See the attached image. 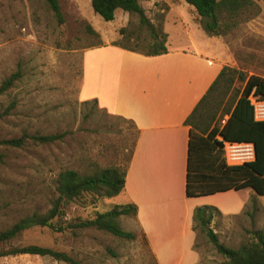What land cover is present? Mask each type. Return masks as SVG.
Masks as SVG:
<instances>
[{"label": "rangeland", "instance_id": "obj_1", "mask_svg": "<svg viewBox=\"0 0 264 264\" xmlns=\"http://www.w3.org/2000/svg\"><path fill=\"white\" fill-rule=\"evenodd\" d=\"M182 4L179 0H173ZM63 22L58 23L44 0H0V83L20 71L13 87L0 95V112L13 103L9 114L0 119V138L26 134H59L61 139L48 144L27 143L19 149L2 150L0 162V230L36 211L46 212L56 197L55 179L64 169L92 173L123 165L136 141L135 128L126 120L111 116L97 105L79 97L83 54L96 46L118 44L144 51L150 45L146 28L136 15L116 11L112 21L96 15L90 0H58ZM257 15L243 21L223 40L232 53L246 54L248 75L264 77V2L256 1ZM149 10L150 0L140 2ZM154 4L165 5L162 2ZM148 17L149 13L145 12ZM150 16L156 18V13ZM197 21V18H196ZM95 32V36L88 32ZM166 44V43H165ZM244 57V56H243ZM243 85L235 82V88ZM256 120H264V102L250 97ZM233 145V146H230ZM242 145V146H235ZM224 144L229 165L251 161L244 144ZM250 145V144H249ZM132 153V152H131ZM232 193L231 195H229ZM213 197L218 206L234 212H212L209 227L219 242L237 247L247 231L264 233V194L251 189ZM122 197L104 198L84 194L63 206L59 223L72 224L93 218L96 213L119 205ZM120 227L132 232L127 241L94 228L52 232L34 227L3 245H37L66 253L81 264H156L146 238L130 215L120 216ZM196 232V264H221L207 238ZM0 264H65L48 257L19 255L0 258Z\"/></svg>", "mask_w": 264, "mask_h": 264}, {"label": "trees", "instance_id": "obj_2", "mask_svg": "<svg viewBox=\"0 0 264 264\" xmlns=\"http://www.w3.org/2000/svg\"><path fill=\"white\" fill-rule=\"evenodd\" d=\"M197 15L201 30L208 37H225L239 23L249 20L259 12L256 1L264 0H184ZM58 23L63 22L58 0H44ZM92 11L103 21L109 22L120 10L136 15L150 39L149 47L140 51L123 45L111 44L145 56L166 53V34L160 23L153 24L140 6V0H90ZM95 36V32L88 28ZM99 47V46H96ZM17 70L0 83V95L13 87L19 79ZM235 82L241 88H235ZM250 97L264 102V77L247 76L245 73L224 66L207 91L184 120L188 127V147L185 173V196L188 198L211 196L229 191L251 189L257 195L264 194V120H256ZM89 101H84L88 103ZM91 103L96 104L95 100ZM13 103L0 112V119L7 116ZM132 124V122H130ZM133 125V124H132ZM135 128V126L133 125ZM136 140L138 130L135 128ZM59 134H26L18 137L0 138V162L2 150L19 149L27 143L48 144L61 139ZM133 145V149L135 147ZM252 144L253 159L238 165H229L224 157V144ZM133 149L131 152H133ZM123 165H114L92 173H79L73 169L60 171L55 179L56 197L49 209L40 214L36 211L20 218L7 228L0 230V258L19 255L48 257L65 264H81L66 253L37 245L10 246L1 248L34 227L47 228L52 232L66 229L94 228L123 240H133L132 232L124 231L118 222L120 216L135 217L136 207L132 204L115 205L110 210L96 213L93 218L78 220L72 224L59 223L63 206L84 194L112 198L124 188V181L132 153ZM213 206H201L192 214V229L207 238L224 261L221 264H264V233L260 230L247 231V238L237 247H227L219 242L217 234L209 227ZM195 248V245H194Z\"/></svg>", "mask_w": 264, "mask_h": 264}, {"label": "crops", "instance_id": "obj_3", "mask_svg": "<svg viewBox=\"0 0 264 264\" xmlns=\"http://www.w3.org/2000/svg\"><path fill=\"white\" fill-rule=\"evenodd\" d=\"M150 1L143 11L153 24L150 13H156L166 53L145 56L113 45L86 50L79 97L95 100L100 110L138 130L124 188L116 197H122L119 205L136 207L134 221L156 264H196L194 209L208 205L234 212L242 201L223 210L213 197L232 191L185 196L188 127L183 123L222 67L246 72L250 52L238 56L221 38L206 36L184 0Z\"/></svg>", "mask_w": 264, "mask_h": 264}, {"label": "built area", "instance_id": "obj_4", "mask_svg": "<svg viewBox=\"0 0 264 264\" xmlns=\"http://www.w3.org/2000/svg\"><path fill=\"white\" fill-rule=\"evenodd\" d=\"M244 145H247L248 147H246V148H248V154H249V156H252V153H253V150H252V147H251V145H249V144H244ZM243 145V146H244ZM230 146H233V145H230ZM242 146V145H241Z\"/></svg>", "mask_w": 264, "mask_h": 264}, {"label": "bare ground", "instance_id": "obj_5", "mask_svg": "<svg viewBox=\"0 0 264 264\" xmlns=\"http://www.w3.org/2000/svg\"><path fill=\"white\" fill-rule=\"evenodd\" d=\"M264 104V103H263ZM235 145V144H234ZM235 146H241V145H235ZM244 147H248L247 145H244Z\"/></svg>", "mask_w": 264, "mask_h": 264}, {"label": "water", "instance_id": "obj_6", "mask_svg": "<svg viewBox=\"0 0 264 264\" xmlns=\"http://www.w3.org/2000/svg\"><path fill=\"white\" fill-rule=\"evenodd\" d=\"M251 145V147H252V150H253V145L252 144H250Z\"/></svg>", "mask_w": 264, "mask_h": 264}]
</instances>
